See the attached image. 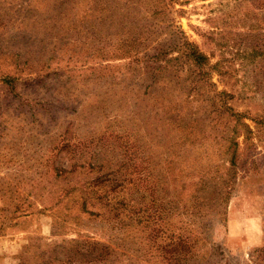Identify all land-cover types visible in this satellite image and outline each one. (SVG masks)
Returning a JSON list of instances; mask_svg holds the SVG:
<instances>
[{
    "label": "rangeland",
    "instance_id": "rangeland-1",
    "mask_svg": "<svg viewBox=\"0 0 264 264\" xmlns=\"http://www.w3.org/2000/svg\"><path fill=\"white\" fill-rule=\"evenodd\" d=\"M160 5L0 0V264H163L142 225L81 206L99 174L132 181L142 167L160 204L177 203L174 232L190 220L191 179L226 182L227 204L193 227L219 248L201 264H252L264 248V0H173L152 14ZM185 41L208 75L177 51ZM166 104L187 129L166 121ZM225 108L242 115L234 143ZM88 240L106 262L75 253Z\"/></svg>",
    "mask_w": 264,
    "mask_h": 264
},
{
    "label": "trees",
    "instance_id": "trees-1",
    "mask_svg": "<svg viewBox=\"0 0 264 264\" xmlns=\"http://www.w3.org/2000/svg\"><path fill=\"white\" fill-rule=\"evenodd\" d=\"M160 1L163 5L154 6L152 14H167L169 12L173 0ZM139 36L138 34L132 36L133 45L136 46L141 41ZM177 51L182 52L185 58L191 61L199 71V76L208 75L207 72L203 73L205 67L209 65L208 59L194 44L187 41L180 42V48ZM151 59L158 60V55L152 56ZM212 70L221 77L225 76V73L218 70L217 65L212 66ZM162 106L165 107V104ZM166 106L170 108L165 113L166 121L169 124L171 122L173 125L182 127V129H187L189 120L180 117V113L173 106L169 104ZM224 112L233 121L229 140L234 143L239 132L238 127L241 125L242 115L232 112L230 108H225ZM242 126L246 127L243 123ZM191 131L193 130L190 129ZM221 140L224 141V137ZM234 158L235 154H232L231 162L234 161ZM145 171L146 168L142 167L139 177L132 181L118 178L116 172L99 174L88 188L82 190L85 193L82 198V208H85L87 202H96L107 210L112 218L118 220L122 229L133 225L136 227L142 225L141 228L147 231L150 248H153L156 255H160L163 264H201L205 253L211 251L214 252L212 254H215L219 248L206 238H202L201 234L193 227L201 224L197 229L207 228L203 222L212 206L216 205L218 207L216 210H220L227 204L229 194L222 189V185L226 182L218 183L219 179L213 177L207 170L191 179L193 189L191 190L192 187H189L187 189L189 196L186 200L181 201L182 208L190 220L185 222L178 232H174L173 226H171L172 212L176 209L177 203L171 201L166 205H161L160 203L165 202V198L157 194L160 192L157 180H153L150 172ZM20 216H25L24 212H20ZM74 251L88 257L86 263L106 262V258L109 256L106 246L89 240L80 248L75 245ZM251 263L264 264V248L254 252ZM225 264L230 263L225 262Z\"/></svg>",
    "mask_w": 264,
    "mask_h": 264
}]
</instances>
